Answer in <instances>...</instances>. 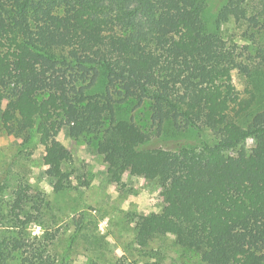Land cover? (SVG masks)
<instances>
[{"label": "trees", "instance_id": "16d2710c", "mask_svg": "<svg viewBox=\"0 0 264 264\" xmlns=\"http://www.w3.org/2000/svg\"><path fill=\"white\" fill-rule=\"evenodd\" d=\"M207 14V0H0V125L19 153L43 147L55 193L74 174L59 128L112 177L131 165L155 180L168 207L138 218L137 246L170 235L200 264H264V0H225L215 29ZM229 21L244 44L224 40ZM181 128L199 143L152 142ZM48 210L40 190L0 172V264H66Z\"/></svg>", "mask_w": 264, "mask_h": 264}, {"label": "rangeland", "instance_id": "374dc122", "mask_svg": "<svg viewBox=\"0 0 264 264\" xmlns=\"http://www.w3.org/2000/svg\"><path fill=\"white\" fill-rule=\"evenodd\" d=\"M224 1L207 0L211 28L214 27L213 14ZM221 32L225 41L244 44L231 21L222 26ZM245 82L246 78L237 71H231L228 76L229 86L238 91L243 90ZM129 115L134 116L143 129L149 130L146 112L138 109L130 111ZM55 137L70 151L74 169L73 188L61 193H55L51 187L43 147H35L29 155L19 153V135L7 134L0 125V172L8 170L17 174L23 182L43 193L49 202L46 227L51 232L58 229L53 245L58 257L65 255L66 264H88L90 261L100 264H200L196 255L182 253L170 235L156 237L146 247L134 242L138 218L168 207L163 199V188L155 180L138 176L131 165L119 178H114L107 172L108 165L102 157L82 139L69 137L65 128H59ZM171 140L174 142H159L158 138L152 142L168 148L174 146L175 141L181 146L197 145L200 141L196 133L187 128L175 131ZM246 147L251 149L252 142L248 141ZM28 230L32 235L42 232L38 225H31Z\"/></svg>", "mask_w": 264, "mask_h": 264}]
</instances>
